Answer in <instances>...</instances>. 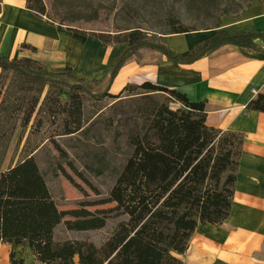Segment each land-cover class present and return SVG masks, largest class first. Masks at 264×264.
Masks as SVG:
<instances>
[{"label": "trees", "instance_id": "16d2710c", "mask_svg": "<svg viewBox=\"0 0 264 264\" xmlns=\"http://www.w3.org/2000/svg\"><path fill=\"white\" fill-rule=\"evenodd\" d=\"M27 7L44 14V7L39 10ZM194 30L182 27L171 33ZM129 38L132 46L145 44L135 33ZM224 44L251 49L257 54L250 56L264 59V34L251 31L230 34L220 30L183 53L158 41L149 43V47L171 61L192 63ZM137 50L135 47L122 51L106 75L91 82L70 72L25 64L35 63L30 60L9 61L0 57V74L10 78L8 89L18 84H39L69 92L66 101L52 93L42 97L41 90H35V97L27 103L26 99H17L11 114H18L23 130L28 126L32 130L42 127L46 115L55 128L52 133L45 130L47 137L82 132L81 92L93 97L106 95L120 102L126 100L123 94L129 91L130 96H135L131 99L140 105L135 127L128 133L131 152L110 190L127 220L118 224L104 245L97 247L81 240L56 241V228L66 216L85 218L93 214L85 208L59 209L45 176L30 155L5 171L0 170V242L13 247L28 245L44 264H74L75 257L80 264H187L178 255L187 250L198 225H220L228 218L242 136L207 125L205 102L191 101L186 94L167 86L144 81L127 85L118 94L109 93L112 80L134 60ZM157 94L165 95L168 102L157 101ZM4 102L0 105V115L5 110ZM171 102L179 105L173 108ZM247 107L264 112V94L250 101ZM51 118H57L61 127ZM2 163L3 159L0 167ZM66 177L73 182L69 175ZM11 256L12 263L19 264L13 253Z\"/></svg>", "mask_w": 264, "mask_h": 264}, {"label": "rangeland", "instance_id": "374dc122", "mask_svg": "<svg viewBox=\"0 0 264 264\" xmlns=\"http://www.w3.org/2000/svg\"><path fill=\"white\" fill-rule=\"evenodd\" d=\"M263 1L26 0V4L37 10L44 7L43 16L61 28L67 27L82 35L85 47L90 41L91 57L97 60L96 63L100 61L95 73H100L105 67H111L122 51L135 48L130 45L129 35L132 33L145 41V44L136 46L138 50L134 55L136 62L145 65L152 62L158 52L149 47V43H164L162 35L182 27L215 29L225 16L237 17L253 3ZM244 50L257 54L248 48ZM25 64L46 69L38 62ZM73 65L80 67V61ZM53 69L56 71V68ZM63 69L66 66L57 70ZM72 74L84 77L78 69L72 70ZM9 82L10 78L6 79L0 74V105L5 100V110L0 115V160L3 159L0 170L5 171L15 162L33 156L59 209L85 208L93 214L85 218L66 217L55 231L56 241L81 240L101 247L118 224L127 220L125 212L111 197L110 190L131 152L128 133L135 127L134 122L140 115V105L131 99L135 96H130V92L126 91L123 94L126 100L118 102V99L106 95L93 97L81 92L84 130L78 134H51L47 137L45 130L52 133L55 129L48 121L49 116H44L42 127L32 130L28 126L23 130L21 121L17 120L18 114H11V109L19 98L26 99L27 103L35 95V90H41L42 97L52 93L64 101L68 100V90L39 84H18L8 89ZM28 87L31 90H27ZM118 88L119 83L115 82L108 92L118 94ZM156 100L168 102L162 94H157ZM169 104L173 108L179 105L175 102ZM51 119L54 123L59 121L57 118ZM55 124L61 127L58 122ZM79 225L86 228L79 229Z\"/></svg>", "mask_w": 264, "mask_h": 264}, {"label": "crops", "instance_id": "0c3cea01", "mask_svg": "<svg viewBox=\"0 0 264 264\" xmlns=\"http://www.w3.org/2000/svg\"><path fill=\"white\" fill-rule=\"evenodd\" d=\"M220 30L264 34V1L253 3L237 17L225 16L215 29L169 33L162 38L172 50L183 53ZM84 42L82 35L29 9L26 0L1 1L0 57L6 60H30L54 72L72 74L78 69L85 80H100L111 67L95 73L100 61L92 59L90 41L86 47ZM156 55L145 65L131 61L111 85L118 82L120 91L127 85L151 81L176 89L191 101L205 102L207 125L243 139L228 218L220 225L199 224L187 250L178 256L187 264H264V112L247 107L264 94V59L231 44L192 63L171 61L159 51ZM77 61L80 67L75 68ZM62 66L66 69L57 70ZM12 253L19 264H44L28 245L13 247L0 242V264H13ZM74 264H80L78 257Z\"/></svg>", "mask_w": 264, "mask_h": 264}, {"label": "water", "instance_id": "95a60500", "mask_svg": "<svg viewBox=\"0 0 264 264\" xmlns=\"http://www.w3.org/2000/svg\"><path fill=\"white\" fill-rule=\"evenodd\" d=\"M140 45V44H139ZM138 46V45H137ZM132 47H136V46H132Z\"/></svg>", "mask_w": 264, "mask_h": 264}, {"label": "built area", "instance_id": "2783aa9c", "mask_svg": "<svg viewBox=\"0 0 264 264\" xmlns=\"http://www.w3.org/2000/svg\"><path fill=\"white\" fill-rule=\"evenodd\" d=\"M252 91H254V89H252Z\"/></svg>", "mask_w": 264, "mask_h": 264}]
</instances>
